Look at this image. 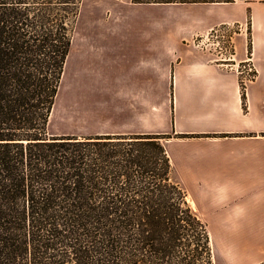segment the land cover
Returning a JSON list of instances; mask_svg holds the SVG:
<instances>
[{"label": "trees", "instance_id": "16d2710c", "mask_svg": "<svg viewBox=\"0 0 264 264\" xmlns=\"http://www.w3.org/2000/svg\"><path fill=\"white\" fill-rule=\"evenodd\" d=\"M79 6L0 0V264H203L158 134L48 133Z\"/></svg>", "mask_w": 264, "mask_h": 264}, {"label": "crops", "instance_id": "0c3cea01", "mask_svg": "<svg viewBox=\"0 0 264 264\" xmlns=\"http://www.w3.org/2000/svg\"><path fill=\"white\" fill-rule=\"evenodd\" d=\"M131 4L126 26L110 31L124 40L106 53L104 63L112 66L105 71L120 101L144 105L129 130L104 134H171L165 149L179 180L199 185L190 194L186 188L188 196L217 202L205 208L191 202L208 223L212 253L223 263L264 264V0ZM225 23L243 26L234 29L235 60L248 58L257 70L245 108L238 76L183 43ZM160 102L163 125L153 120ZM144 116L151 120L138 119Z\"/></svg>", "mask_w": 264, "mask_h": 264}, {"label": "rangeland", "instance_id": "374dc122", "mask_svg": "<svg viewBox=\"0 0 264 264\" xmlns=\"http://www.w3.org/2000/svg\"><path fill=\"white\" fill-rule=\"evenodd\" d=\"M141 1L80 0L79 13L72 29V44L48 118V133L78 136H92L105 132L122 133V131L129 130L135 123L136 113L140 116L141 111H136V107L143 108L144 104L120 101L118 86L112 84L105 71L112 65L108 63V60L105 64L104 60L106 59L105 55L117 52L119 41L124 40L113 37L110 31L125 27L126 23L123 20L126 17L127 6ZM132 10L133 8H131ZM235 25H239V23H233L234 29ZM242 27L240 25L239 28ZM235 31L238 32V28ZM115 82L117 83V81ZM241 96L245 108V95L241 94ZM164 106L165 103L160 102L158 113H153V120L158 121L159 125H163L167 121L163 110ZM143 114H145L144 111ZM138 119L144 122L151 120L147 116ZM158 135L160 138L155 140L165 146V140L171 134L168 135L169 137L163 136L167 134ZM170 175L182 184L185 191L188 189L189 194L191 193L190 186L194 185L195 188L199 186L197 182L183 183L180 181L179 175L172 165ZM186 194L191 206V202L195 203V201L203 208L217 204V202L209 203L210 199H192L188 196L187 191ZM197 204L195 206H198ZM199 217L206 229L208 223L203 215L199 214ZM206 232H208L207 229ZM208 247V253L203 254V264H229L220 261V256L212 253L209 244Z\"/></svg>", "mask_w": 264, "mask_h": 264}, {"label": "built area", "instance_id": "2783aa9c", "mask_svg": "<svg viewBox=\"0 0 264 264\" xmlns=\"http://www.w3.org/2000/svg\"><path fill=\"white\" fill-rule=\"evenodd\" d=\"M237 26L239 32L240 25ZM234 36L233 23H225L183 39V43L212 55V59L220 62L224 69L234 72L238 76L241 93L245 94L247 85L257 77V70L248 58L235 60Z\"/></svg>", "mask_w": 264, "mask_h": 264}, {"label": "bare ground", "instance_id": "6f19581e", "mask_svg": "<svg viewBox=\"0 0 264 264\" xmlns=\"http://www.w3.org/2000/svg\"><path fill=\"white\" fill-rule=\"evenodd\" d=\"M193 206V205H192Z\"/></svg>", "mask_w": 264, "mask_h": 264}]
</instances>
